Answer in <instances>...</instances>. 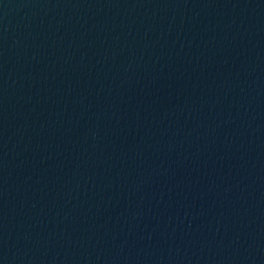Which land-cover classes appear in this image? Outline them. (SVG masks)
<instances>
[{
	"label": "water",
	"instance_id": "water-1",
	"mask_svg": "<svg viewBox=\"0 0 264 264\" xmlns=\"http://www.w3.org/2000/svg\"><path fill=\"white\" fill-rule=\"evenodd\" d=\"M0 264H264V0H0Z\"/></svg>",
	"mask_w": 264,
	"mask_h": 264
}]
</instances>
